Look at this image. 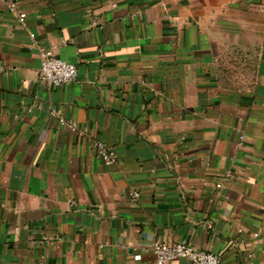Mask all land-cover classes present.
Wrapping results in <instances>:
<instances>
[{"label": "crops", "instance_id": "obj_1", "mask_svg": "<svg viewBox=\"0 0 264 264\" xmlns=\"http://www.w3.org/2000/svg\"><path fill=\"white\" fill-rule=\"evenodd\" d=\"M156 241L264 264V0H0V264H157Z\"/></svg>", "mask_w": 264, "mask_h": 264}, {"label": "built area", "instance_id": "obj_2", "mask_svg": "<svg viewBox=\"0 0 264 264\" xmlns=\"http://www.w3.org/2000/svg\"><path fill=\"white\" fill-rule=\"evenodd\" d=\"M15 9L16 5L11 4V10ZM20 17L23 19L26 17V14L21 13ZM40 74L49 84L61 86L77 80L78 68L75 64L57 57L52 52H43ZM60 121L72 130L77 128L75 121H68L63 118ZM95 147L103 162L108 164L115 162V153L103 141L96 140ZM152 250L157 264H168L180 258L187 259L189 264H222V258L219 254L201 250L186 241H179L172 244L156 241L153 243Z\"/></svg>", "mask_w": 264, "mask_h": 264}]
</instances>
